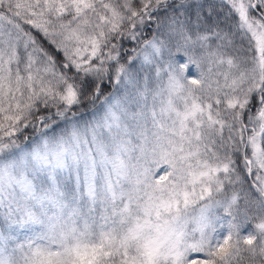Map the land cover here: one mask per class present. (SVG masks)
I'll return each mask as SVG.
<instances>
[{"label": "snow or ice", "instance_id": "1", "mask_svg": "<svg viewBox=\"0 0 264 264\" xmlns=\"http://www.w3.org/2000/svg\"><path fill=\"white\" fill-rule=\"evenodd\" d=\"M0 264H264V0H0Z\"/></svg>", "mask_w": 264, "mask_h": 264}, {"label": "trees", "instance_id": "2", "mask_svg": "<svg viewBox=\"0 0 264 264\" xmlns=\"http://www.w3.org/2000/svg\"><path fill=\"white\" fill-rule=\"evenodd\" d=\"M221 19H223V14L221 15ZM155 31V26L153 25L152 28H149L147 30V32L152 35ZM36 35L38 36V38L41 40V42L44 44V47L55 57L57 58L58 60L59 59H62V54L60 52H58L53 46H51L50 44L47 43V41H45L43 39V37L39 34V33H36ZM124 47L127 48V49H131L133 47H136L135 43L134 42H128V41H124ZM114 89L112 88H109L107 89V91H112ZM91 112H92V109L91 107H87V108H83L81 109V112L78 113V115H80L82 113L83 117L86 118V119H90L91 118ZM30 131V130H29ZM27 135V133H26Z\"/></svg>", "mask_w": 264, "mask_h": 264}, {"label": "rangeland", "instance_id": "3", "mask_svg": "<svg viewBox=\"0 0 264 264\" xmlns=\"http://www.w3.org/2000/svg\"><path fill=\"white\" fill-rule=\"evenodd\" d=\"M148 30V29H147ZM147 30H146V35H147V37L148 38H151V35L147 32ZM92 113V112H91Z\"/></svg>", "mask_w": 264, "mask_h": 264}]
</instances>
